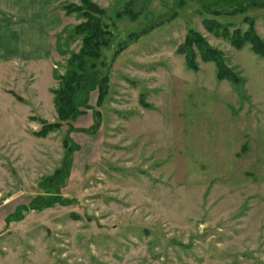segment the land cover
Here are the masks:
<instances>
[{
	"label": "rangeland",
	"instance_id": "374dc122",
	"mask_svg": "<svg viewBox=\"0 0 264 264\" xmlns=\"http://www.w3.org/2000/svg\"><path fill=\"white\" fill-rule=\"evenodd\" d=\"M93 1L113 40L95 62L110 68L92 136L80 132L91 111L33 135L57 120L53 73L78 50L69 34L81 20L54 6L63 27L47 60L0 40V264H264V58L202 25L208 11L249 0ZM126 8L134 16L118 18ZM244 17L264 41V6L215 18L245 31ZM189 29L223 52L240 83L218 81L199 58L197 72L186 68L176 50ZM67 136L80 146L71 155ZM57 170L66 204L29 210Z\"/></svg>",
	"mask_w": 264,
	"mask_h": 264
},
{
	"label": "trees",
	"instance_id": "16d2710c",
	"mask_svg": "<svg viewBox=\"0 0 264 264\" xmlns=\"http://www.w3.org/2000/svg\"><path fill=\"white\" fill-rule=\"evenodd\" d=\"M263 6L264 3L261 0H249L246 5L235 4L232 6L235 8H230L227 11H208L211 18L204 19L202 25L212 35L227 40L233 48L239 50L248 44L253 54L264 58V41L257 34L252 18L244 17L243 22L247 26L245 31L239 28L229 31L227 26L215 18L222 15L233 16L244 13L249 7ZM57 9L61 10L66 17L76 15L81 20L69 34L70 38L79 39L80 46L76 52L70 53L65 60L63 73H53V78L57 84L55 88L51 89V93L57 120L53 123L41 120V129L33 132V135L38 138H45L49 133L58 131L69 120L91 111L94 118L93 124L89 129L80 130V132L92 136L99 130L102 120L100 109L108 91V69L110 67L108 66L107 70L102 71L98 69L95 63L102 57V51L109 48L113 40L112 33L105 23L107 14L93 0H63ZM123 15L134 16L132 11L127 8L116 13L118 18ZM147 31L130 33L127 40L115 50L114 57L121 53L126 45L137 40L140 35ZM60 38L61 36L58 39ZM56 41L58 40L56 39ZM176 53L183 56L185 66L190 71L197 72L199 70L197 62L199 58L203 63L215 65L218 81L227 80L234 84L241 81L226 66L223 52L212 47L199 32L193 29L187 31L183 43L179 45ZM91 94L95 96L94 105L90 103ZM140 102L144 107H147L143 97ZM69 130L72 131V128L69 127ZM63 143L67 146L70 155L80 150V146L70 141L68 136ZM66 176V172L57 170L52 176L47 177L44 185L50 194H46V197L34 198L29 210H39L54 204L65 205L67 201L59 194V189Z\"/></svg>",
	"mask_w": 264,
	"mask_h": 264
},
{
	"label": "crops",
	"instance_id": "0c3cea01",
	"mask_svg": "<svg viewBox=\"0 0 264 264\" xmlns=\"http://www.w3.org/2000/svg\"><path fill=\"white\" fill-rule=\"evenodd\" d=\"M62 0H0V40L33 62L49 59L63 14L53 8Z\"/></svg>",
	"mask_w": 264,
	"mask_h": 264
}]
</instances>
